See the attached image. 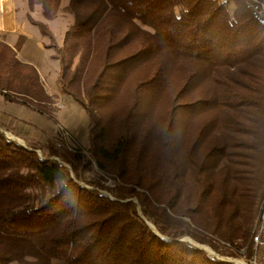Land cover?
I'll use <instances>...</instances> for the list:
<instances>
[{
  "label": "trees",
  "instance_id": "obj_1",
  "mask_svg": "<svg viewBox=\"0 0 264 264\" xmlns=\"http://www.w3.org/2000/svg\"><path fill=\"white\" fill-rule=\"evenodd\" d=\"M61 2L27 0L47 21ZM233 3L67 0L60 47L28 19L60 95L88 118L91 159L120 185H81L61 153L0 135V264H229L201 247L249 250L264 201V28ZM21 43L0 42V96L52 118Z\"/></svg>",
  "mask_w": 264,
  "mask_h": 264
},
{
  "label": "rangeland",
  "instance_id": "obj_2",
  "mask_svg": "<svg viewBox=\"0 0 264 264\" xmlns=\"http://www.w3.org/2000/svg\"><path fill=\"white\" fill-rule=\"evenodd\" d=\"M219 1L225 3V5L228 8V11L230 12V14H232V12L234 11L233 0H219ZM66 5H67V0H62L61 6H60L61 7L60 12L57 14V16L53 20H51L50 26H47V24L45 25L46 28L50 31L52 37L54 36L53 37L54 43L58 47H60V45L62 44V38L65 34L64 32L73 23L72 17L65 11ZM33 45H34L33 42L28 43V46H30L28 48V51L32 53L33 55L31 58L33 60L32 62L35 64V67L38 69L37 71H39L41 76L44 77V72H45L44 70L49 69V72H50L52 69V66L55 63L53 62V59L51 58V54L54 55V53L52 50H50L51 52L47 51L49 50L47 49V46L49 45V40L47 38H45V45H44V48L47 50H38ZM23 57L24 56H21L19 59L22 61L24 59ZM52 84L53 86L54 85L58 86L57 81H56V84L54 81H52ZM42 85L44 86L43 83ZM45 91L47 94L48 92L51 93L49 90L45 89ZM52 91H55V93H57V95H53V96L50 95L53 101V105L51 106L52 118L42 116L38 114L37 112L31 110L27 106L23 107L17 104H13L15 106H12L10 104H7V108L6 109L4 108L5 111H7L10 115L15 117L17 120L21 121L22 130L18 131L16 128L14 130H17V132L19 133V136H23V134L26 133L25 135L26 137H28V139L26 140L27 143L31 147H36V146L39 147L40 154L42 157L49 156V149L55 150L61 153L62 155H64L66 158V162L64 163L66 165V168L69 171L70 176L71 175L72 177L75 176L74 178L79 184L86 185V183L88 182L100 181L102 184H104L107 187H114L115 185H118L119 184L118 181L112 180V175L103 174L102 172H100L95 162L93 161V159H91V156L88 152L89 151V142H88V123L89 122H88V118L85 115V113L82 110H80L78 106L75 103H73L70 99L61 96L59 91L56 92V88H54V90ZM2 98L0 97V104L4 103L3 102L4 99ZM58 104H62L63 109H59L57 107ZM22 109H24V112H20ZM62 113L68 114L69 117L66 118L64 123L71 125V129L73 128V130L69 129L63 122L57 121L55 119L58 114H62ZM42 117L46 118V120L43 119ZM81 119L84 121V124L81 122ZM40 120L43 122H40ZM78 125H79V130L80 131L83 130L82 133L75 131V128L76 127L78 128ZM58 126L68 131L69 135H71V137H73L79 144V147L81 148L82 151L76 153L79 155L78 159H75V158L73 159L72 155H75V154L70 153L63 149L61 150L57 149L55 147L54 142L58 140V137H57V129H58L57 127ZM32 128H35V130L33 129L34 131H32L31 130ZM14 130L13 129L11 130L2 129L0 127V135H2L8 141H11L12 143L18 145L17 144V138H18L17 134L18 133L15 134ZM80 136H83V138L81 139ZM224 164H225L224 162H221L218 168L223 167ZM72 167L76 170V173L72 171L71 169ZM258 208L259 207L257 206L255 210L256 216L258 213ZM148 224L153 229L152 225L150 223ZM253 228L252 227L250 228L251 233L253 231ZM181 240L191 242L190 239L187 237H182ZM235 243L238 245H241L240 240H236ZM205 248L211 251L209 248L207 247ZM218 249L220 250V252H223V253H220L221 255L215 254L217 258H221V257L222 258L223 257L236 258L238 256V254L234 251L233 253H236L237 255L236 254L227 255V251H224L221 245L218 246ZM261 257H264V253L263 255L261 253ZM52 264H64V263L62 261H52Z\"/></svg>",
  "mask_w": 264,
  "mask_h": 264
},
{
  "label": "crops",
  "instance_id": "obj_3",
  "mask_svg": "<svg viewBox=\"0 0 264 264\" xmlns=\"http://www.w3.org/2000/svg\"><path fill=\"white\" fill-rule=\"evenodd\" d=\"M29 18L34 22L42 23L44 25L47 24V26H50V23H51V21H47L42 17L41 10L38 6H35L33 10L30 11L28 8L27 0H0V42L6 44L8 47L12 49H15L19 40L20 41L22 40L21 47L16 52L17 59L23 64L32 66L37 71L38 69L35 67V64L32 62L33 60L31 57L33 55L32 53L28 51V48L30 47L28 46V43L33 42L34 44L33 46L38 50H47V49L44 48L45 38H43L39 34L38 30L29 23L28 21ZM47 51H50V50H47ZM21 56H24L23 57L24 59L22 61L19 59ZM51 58L53 59V54H51ZM53 62L55 63L52 66V69L50 72H49V69L44 70L45 71L44 77H42L40 72L37 71L41 82L44 84L43 87H45L46 90H49L51 92V93L48 92L49 96L57 95L55 91H52L54 90V88H56V92L59 91L58 86L57 85L53 86L52 84V81H54L56 84V81L58 79V70H59L58 65H56L58 63L55 60H53ZM3 102L4 103L0 104V127L2 129H8V130H11V129L14 130L15 128L18 131L22 130L21 121L17 120L15 117L10 115L7 111H5V109L7 108V104H10L12 106H15V105H13V103H7L4 100ZM20 112H24V109H22ZM68 117H69L68 114L62 113V114H58L55 119L57 121L64 123V121ZM42 118L46 120V118L44 117ZM40 122H43V121L40 120ZM81 122L84 124V121L82 119H81ZM65 125L69 129H71V125L69 124H65ZM33 129L35 130V128H32L31 130L34 131ZM17 130H14L15 134L18 133ZM71 130H73V128ZM75 131L80 132V133L83 132V130L82 131L79 130V125H78V128L77 127L75 128ZM25 134H23V136H19V133L17 134L18 135L17 144L20 147L29 146V144L26 141L28 137H26ZM80 138L82 139L83 136H80ZM263 253L264 251L262 252V255ZM262 258L264 262V257Z\"/></svg>",
  "mask_w": 264,
  "mask_h": 264
},
{
  "label": "built area",
  "instance_id": "obj_4",
  "mask_svg": "<svg viewBox=\"0 0 264 264\" xmlns=\"http://www.w3.org/2000/svg\"><path fill=\"white\" fill-rule=\"evenodd\" d=\"M240 1L246 11L249 13L252 21L259 27L264 28V3L260 0H238ZM59 109H63L62 104H58ZM57 137L58 140L54 142L57 149H63L70 153L76 154L81 152V148L77 141L69 135L68 131L62 127H57ZM22 147V146H21ZM22 148L34 151L38 157L44 158L40 154L39 147L23 146ZM72 177V175H71ZM249 250L241 249L237 252L238 256L236 258L232 257H221L217 258L216 255L202 247V250L207 252L211 257L215 258L220 262H227L229 264H264L261 253L264 251V201L260 206L259 213L254 225L253 231L249 240ZM248 254V255H247Z\"/></svg>",
  "mask_w": 264,
  "mask_h": 264
}]
</instances>
